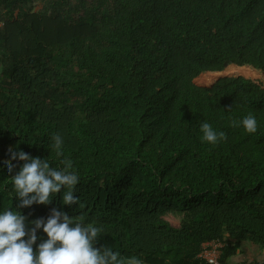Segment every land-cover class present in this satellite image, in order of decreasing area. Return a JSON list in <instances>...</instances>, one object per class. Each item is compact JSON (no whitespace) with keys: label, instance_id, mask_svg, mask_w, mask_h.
Segmentation results:
<instances>
[{"label":"trees","instance_id":"16d2710c","mask_svg":"<svg viewBox=\"0 0 264 264\" xmlns=\"http://www.w3.org/2000/svg\"><path fill=\"white\" fill-rule=\"evenodd\" d=\"M37 1L0 0V212L29 227L53 208L83 214L103 228L96 247L143 264H210L215 239L222 264L264 248V83L245 77L264 72V0ZM224 74L245 76L212 85ZM249 113L256 133L231 126ZM205 121L227 139L202 142ZM10 148L70 159L84 208L63 190L17 208Z\"/></svg>","mask_w":264,"mask_h":264},{"label":"clouds","instance_id":"9594fccd","mask_svg":"<svg viewBox=\"0 0 264 264\" xmlns=\"http://www.w3.org/2000/svg\"><path fill=\"white\" fill-rule=\"evenodd\" d=\"M243 125L249 134L257 132V120L249 113L242 121L231 122L232 127ZM202 142L216 145L227 139L226 133L216 131L207 121L200 126ZM57 158L63 157V139L59 134L52 137ZM11 159L6 160L5 166L11 174L17 165L12 161L24 163L19 172L11 176L16 197L19 199L17 208L31 207L33 204L49 205L53 197L63 190L64 205H84L74 195L79 183V176L72 171V161L60 159L64 167H51L49 161L40 157L33 158L20 150L9 149ZM27 217L20 211L5 209L0 212V264H143V261L132 256L124 259L119 252H114L111 246L99 243L102 227L82 223L83 214L79 217L69 216L68 213L52 209L45 220L39 218L31 221V227L26 223ZM47 235L37 246V232Z\"/></svg>","mask_w":264,"mask_h":264},{"label":"crops","instance_id":"0c3cea01","mask_svg":"<svg viewBox=\"0 0 264 264\" xmlns=\"http://www.w3.org/2000/svg\"><path fill=\"white\" fill-rule=\"evenodd\" d=\"M255 260L264 262V248L244 243L237 255L230 259V264H248Z\"/></svg>","mask_w":264,"mask_h":264},{"label":"built area","instance_id":"2783aa9c","mask_svg":"<svg viewBox=\"0 0 264 264\" xmlns=\"http://www.w3.org/2000/svg\"><path fill=\"white\" fill-rule=\"evenodd\" d=\"M0 27H1V23H0ZM225 245L226 242L220 239H215L206 242L202 246V251L200 253V256L203 257L205 260H207L210 264H222L221 255Z\"/></svg>","mask_w":264,"mask_h":264},{"label":"rangeland","instance_id":"374dc122","mask_svg":"<svg viewBox=\"0 0 264 264\" xmlns=\"http://www.w3.org/2000/svg\"><path fill=\"white\" fill-rule=\"evenodd\" d=\"M44 5H45V0H39V1H37V2L35 3V5H34V10H35V11H39V10L43 9ZM203 74H204V73H202L197 79H199ZM225 76H227V77H232V76H245V75H228V74H224V75H221L218 79H220V78H222V77H225ZM245 77H247V78H251V79H255V80H258V81L264 83V76H263V75H262L260 78L253 77V76H245ZM197 79H196V80H197ZM218 79H217V80H218Z\"/></svg>","mask_w":264,"mask_h":264},{"label":"water","instance_id":"95a60500","mask_svg":"<svg viewBox=\"0 0 264 264\" xmlns=\"http://www.w3.org/2000/svg\"><path fill=\"white\" fill-rule=\"evenodd\" d=\"M248 66H251V65H248ZM252 68H255V67H253V66H251ZM256 69V68H255ZM262 73H263V75H264V72L262 71ZM225 77H227V76H225ZM223 78V77H222ZM219 80V79H218ZM218 80H216L212 85H214ZM212 85H210V86H212ZM204 86V85H203ZM206 86V85H205Z\"/></svg>","mask_w":264,"mask_h":264}]
</instances>
